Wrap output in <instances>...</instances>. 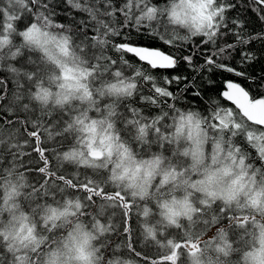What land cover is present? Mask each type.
I'll list each match as a JSON object with an SVG mask.
<instances>
[{"label":"snow or ice","instance_id":"obj_1","mask_svg":"<svg viewBox=\"0 0 264 264\" xmlns=\"http://www.w3.org/2000/svg\"><path fill=\"white\" fill-rule=\"evenodd\" d=\"M240 2L0 0V18L5 21L0 26V65L13 74L15 84L10 90L7 78H0V226L6 209L15 220L13 209L23 208L21 218L27 220L24 213L31 212L34 226L48 234L21 251L11 242L19 233L0 231V264H42L41 245L62 239L53 204L63 207L60 215L76 218V228L83 221L92 229L96 264H187L202 247L213 245L227 255L233 246L239 249L247 242L251 225L261 229L259 252L248 253L259 264L257 257L264 258V208L259 199L264 188L255 195L246 193L243 203L237 199L235 208L231 206L234 186L243 191L250 183L254 190L258 177L264 184V70L257 76L239 66L257 60L246 46L264 43V29L252 32L239 14L228 15ZM59 5L85 17L58 22ZM252 5L264 23V0H250ZM130 28L137 34L147 30L164 47L139 43L126 31ZM193 38H198L195 51L184 54L182 49L191 46ZM50 46L64 59L53 57ZM238 48L239 65L226 63ZM25 50L29 55L20 68L9 63L23 57ZM195 55L203 56V64L194 63ZM181 62L194 72L220 70L237 79H226L203 110H182L175 103L181 98L178 92L194 84L173 71ZM181 83L182 89L172 90ZM53 86L62 97L61 107L39 106L35 101L49 95ZM193 95L199 98L201 93ZM149 155L153 159L142 164L159 167L166 158L168 171L156 183L150 171L146 184L134 182L140 164L129 176L124 161ZM69 165L75 166L71 172ZM217 174L235 177L227 192L211 187ZM170 177L176 188L182 180L195 206L184 202L185 222L176 212H170L166 223L158 222L159 228L143 222L138 239L129 224L133 211L137 218L149 217L150 197L168 194L163 189ZM44 208L52 216H41ZM252 208L261 215L250 214ZM117 215L119 226L114 222ZM225 218L226 227L220 223ZM112 233L123 234V239L115 242L107 235Z\"/></svg>","mask_w":264,"mask_h":264},{"label":"clouds","instance_id":"obj_2","mask_svg":"<svg viewBox=\"0 0 264 264\" xmlns=\"http://www.w3.org/2000/svg\"><path fill=\"white\" fill-rule=\"evenodd\" d=\"M177 3H179V0H177ZM3 54L7 56V50H5ZM51 55L53 57L60 58L61 60L64 59L59 56L54 47H52ZM47 86L46 81L45 87ZM56 92L57 89L53 86L49 88V95L42 94L40 100L35 102L44 108H59L62 104V97H57ZM152 159L153 158L149 155L145 157L135 156L131 160L124 161V166L130 169L128 174L129 176H131L135 171L136 165L140 164L141 171L136 173L134 182H144L146 184L144 177L149 171L151 172V180L153 183L163 179L164 174L168 171L167 159H162L159 167H156L155 163H153L151 168H149V165L141 163L142 160ZM113 160H116L115 155ZM208 164H210V160L208 161ZM204 167L205 165L200 166L201 172L204 171ZM209 171L212 172L215 171V169H210ZM234 178L235 177L233 175L225 177L222 174H217L211 187H214L217 192L221 190L227 192L228 186ZM127 181L128 177L126 176L125 182ZM178 183L180 186L178 188L174 187L170 177L169 184L165 185L163 189V192L168 194L157 195L155 198L150 197L151 213L149 217H143V222L147 223L148 227L156 225L159 228L160 224L158 222L166 223V218L170 212L179 213L177 219L181 222H185L186 217L184 215V202H190L188 207H194L195 202L189 195L190 190H186V186L182 183V180L178 181ZM0 184H2V182H0ZM261 188H264V184H261V178L259 177L257 178L254 190L250 183L247 184L243 191L239 190L238 186H234L235 199H233L231 206L235 208L237 199L243 203L246 198V193L250 192L252 195H255V193L259 192ZM152 191H154V189H152ZM3 192V187H0V193H2V195ZM174 199L176 201L175 203L173 202ZM259 199L261 200L260 207L264 208V197H260ZM2 203L3 201L0 200V204ZM11 203L12 202L10 201L9 206ZM50 207L57 209L55 223L59 228L60 237H62V239L58 238L56 243L46 242V244L41 245V247L44 248L42 264H96L94 254L96 242L92 239V236L94 235L92 229L88 227L87 224H84L83 221H80L83 226L81 228H76L75 225L77 220L75 217L60 215V213L63 212L62 206L53 204L50 205ZM22 211L23 208L13 209V213L16 217V219L13 220L12 215H10L6 209L4 212V224L0 226V231L11 233L12 235L19 233V238L11 242L13 243L14 248H20L21 251H28L40 242L42 236H47L48 234L41 233L39 227L34 226L35 222L32 218L31 212L24 213V215L28 217L27 220L22 219ZM249 211L250 214H254L257 217L261 215L257 208H252ZM40 215L50 217L52 216V213L49 208H44L40 211ZM52 222V220H49V224ZM260 222L261 221L258 220L257 224ZM29 228L32 229L31 234L28 232ZM69 232H71V235H69ZM247 233H249V235H246L247 242L242 244L239 249L233 246V248L228 251V254L224 255L223 252H217L215 250V245L209 248L202 247L200 253H198L195 258H188L187 264H192L193 260L198 261V264H256V262L253 261L252 256H249L248 253L254 251L259 252L261 247V229L256 225H251L248 227ZM83 257H88V259H84ZM257 260L259 264H264V258L258 256Z\"/></svg>","mask_w":264,"mask_h":264},{"label":"trees","instance_id":"obj_3","mask_svg":"<svg viewBox=\"0 0 264 264\" xmlns=\"http://www.w3.org/2000/svg\"><path fill=\"white\" fill-rule=\"evenodd\" d=\"M155 2L163 5L167 2V0H155ZM250 0H241V2L237 5L236 9H233L231 12L228 13L230 17L236 16L237 14L240 15L241 18L245 19L247 21V28L252 31H259L264 29V23H261V21L258 19L256 13L252 10L255 5L249 6ZM75 17L76 19H81L85 17L84 13H76L70 8H65L63 5L57 6V19L58 22H67L68 20ZM5 21L3 18H0V26L3 25ZM129 33H131L132 38L139 43L143 45H157L160 47H164L163 45L159 44L158 41L153 40V38L148 34L147 30L141 31L139 34L136 33L134 28L127 29ZM181 33H183L185 30L181 29ZM117 40L123 39V37H117ZM198 38H193L192 45H185L182 51L184 54H192L195 51V43ZM229 42L233 39L231 36H228L226 38ZM19 39L16 40V43H19ZM218 43H223V41H219ZM246 49H251L255 51L257 60L252 65H239L240 61V49L238 48L232 55V60L225 59L226 63H230L233 65H239L242 68H245L250 74L254 75H261L262 70H264V43L262 42H253L251 45L246 46ZM111 54V53H110ZM29 53L25 50V55L23 57H18L16 61H9V63L13 64L15 67L20 68L22 64L27 60ZM194 63L196 64H203V56L202 55H195L194 56ZM131 71V70H129ZM176 73H182L183 76L188 78L189 83H193L194 87L188 88L186 92H178V95L181 97L179 100H177L176 106L180 107L182 110L186 109H193V110H203L205 106L208 104L209 97H214L216 92L221 90L224 85V81L226 79H237L235 77H232L230 74L226 72H222L220 70H203L200 72H194L191 68H189L185 62H181L179 67L175 70H173ZM0 78H7L8 87L10 90L15 88V84L13 83V74L9 73L7 71L6 66L0 65ZM209 81H213L214 83H209ZM241 83H245V81L241 80ZM172 90L176 91L177 88L182 89L184 87L183 83L180 85H172ZM254 87V86H253ZM194 91H199L201 93V96L195 97L193 95ZM171 123V121H169ZM26 151H30V149H25ZM156 150V149H154ZM37 154L33 153V156H36ZM10 159V158H9ZM25 161L29 160V157L23 158ZM56 161H53V164L55 165ZM75 169L74 165L68 166V171L71 172ZM21 171H24V168L20 169ZM28 175V173H25ZM33 176H38L37 173H33ZM30 182L34 183L35 181L29 177ZM0 197H2V193H0ZM59 199V197H57ZM41 203L44 202V198L42 197L40 200ZM24 207L27 210V202H24ZM89 212L92 211V209H88ZM117 213L119 210H115ZM102 222H106L104 218H102ZM114 222L119 226L120 223V216L117 215L114 218ZM222 226H227V220L222 219L221 220ZM129 224L132 226L134 233L137 234V238L139 239V234L142 232V224H143V217L139 216L137 218V213L135 210L132 213V219L129 221ZM215 226H213L212 230L210 231L211 235L215 234L214 231ZM175 231V230H170ZM111 236V239L115 242H120V240L123 239V234L116 235L115 233L107 234ZM138 249L141 247V245L136 246ZM131 258H135L134 256Z\"/></svg>","mask_w":264,"mask_h":264}]
</instances>
